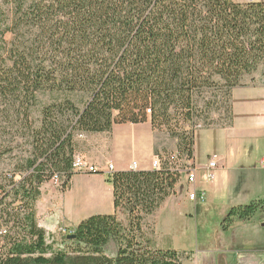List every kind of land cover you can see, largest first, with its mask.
Listing matches in <instances>:
<instances>
[{
	"label": "trees",
	"instance_id": "16d2710c",
	"mask_svg": "<svg viewBox=\"0 0 264 264\" xmlns=\"http://www.w3.org/2000/svg\"><path fill=\"white\" fill-rule=\"evenodd\" d=\"M263 65L262 2L0 0V264H182L149 222L176 194L173 163L108 173L116 212L70 228L71 253L39 224L42 188L70 189L77 137L121 124L150 122L193 163L196 119L229 103L232 127L234 89ZM259 211L233 207L223 227Z\"/></svg>",
	"mask_w": 264,
	"mask_h": 264
},
{
	"label": "crops",
	"instance_id": "0c3cea01",
	"mask_svg": "<svg viewBox=\"0 0 264 264\" xmlns=\"http://www.w3.org/2000/svg\"><path fill=\"white\" fill-rule=\"evenodd\" d=\"M252 2L264 3V0L247 1ZM259 74L261 76V71ZM256 78V75L246 76L245 85L233 91L232 127H211L196 132L193 164L197 169V181L189 185L185 178L180 179L176 194L169 197L156 213L170 202L177 203V192L181 187L191 192L204 191L215 200L224 197L233 203L251 193L235 190H241L245 185L242 186L238 176L254 169L253 157L257 159L258 155H264V83H253ZM157 151H160L158 134L150 122L121 124L114 126L111 133L78 136L76 155L86 157L100 172L76 174L66 192H59L53 181L45 184L37 202L40 226L51 234L60 227H75L93 215L115 214L114 188L106 178L108 165L114 166V172L130 171L133 163L137 164V171H152ZM213 155L218 157L219 166L214 180L208 181L206 171ZM263 161L264 157L260 162L264 170ZM253 195L258 197L254 201H264V191H253ZM240 205L243 204L231 208ZM261 226L264 228V222Z\"/></svg>",
	"mask_w": 264,
	"mask_h": 264
},
{
	"label": "rangeland",
	"instance_id": "374dc122",
	"mask_svg": "<svg viewBox=\"0 0 264 264\" xmlns=\"http://www.w3.org/2000/svg\"><path fill=\"white\" fill-rule=\"evenodd\" d=\"M236 1L247 3L248 0ZM256 72L251 74L258 77L253 83L263 84L264 65ZM247 80H244V83ZM227 105L229 103L223 106L221 112L211 111L208 114V110H204L200 119H196V130L225 126L228 122ZM156 132L160 151L165 150L167 154L177 152L176 139L168 132ZM162 154L166 155V153ZM263 157L264 155H258L257 159L253 157L254 169L238 176L242 186L244 183L245 185L241 190L235 191H251V193H246L242 199L239 196L236 203L224 197L215 200L208 193L204 202L192 201L189 195L191 191L181 187L177 192V203L170 202L149 221L155 223L158 244L173 246L184 254L182 264H264V228L261 226L264 222L261 217L263 212L259 211L249 220L234 219L226 230L223 227L232 206L240 203L244 206L249 205L258 199L253 195V191H264V170L260 163ZM226 170L230 171V168ZM58 187L59 192H63L61 186ZM118 217L122 221L125 220L121 211ZM62 228L65 227H60L56 232L51 233L48 241L54 242L56 248L71 253L72 246L64 243V235L60 231ZM106 250L110 256H115L117 252L113 243L109 244Z\"/></svg>",
	"mask_w": 264,
	"mask_h": 264
},
{
	"label": "built area",
	"instance_id": "2783aa9c",
	"mask_svg": "<svg viewBox=\"0 0 264 264\" xmlns=\"http://www.w3.org/2000/svg\"><path fill=\"white\" fill-rule=\"evenodd\" d=\"M169 161V163H173L175 168L179 171L180 179L185 178L186 182L189 185H194L197 181V169L194 164L189 161L187 158L179 157L178 153L175 152L169 157H159L157 156L152 163V170H160L163 166L164 161ZM264 164V161L262 162ZM219 159L217 156L213 155L209 158V163L206 171V178L208 181H212L215 178V171L218 169ZM131 170L137 171V164L133 163L131 166ZM73 171L76 174H90V173H99L100 170L90 165L89 161L83 155L77 154L74 158L73 162ZM109 173L114 172V166L108 165ZM53 182L56 185L60 184L58 178H55ZM190 199L192 201H200L204 202L206 200V193L204 191H193L190 193ZM61 234L64 236L73 235V231L70 228H62Z\"/></svg>",
	"mask_w": 264,
	"mask_h": 264
},
{
	"label": "water",
	"instance_id": "95a60500",
	"mask_svg": "<svg viewBox=\"0 0 264 264\" xmlns=\"http://www.w3.org/2000/svg\"><path fill=\"white\" fill-rule=\"evenodd\" d=\"M74 238H75L74 235H70V236L67 237L68 240H72V239H74Z\"/></svg>",
	"mask_w": 264,
	"mask_h": 264
}]
</instances>
